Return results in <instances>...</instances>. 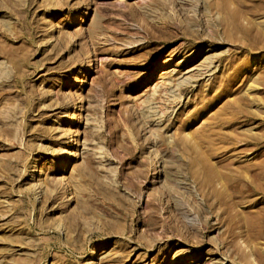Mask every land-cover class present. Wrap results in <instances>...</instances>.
Segmentation results:
<instances>
[{
    "label": "rangeland",
    "instance_id": "374dc122",
    "mask_svg": "<svg viewBox=\"0 0 264 264\" xmlns=\"http://www.w3.org/2000/svg\"><path fill=\"white\" fill-rule=\"evenodd\" d=\"M0 264H264V0H0Z\"/></svg>",
    "mask_w": 264,
    "mask_h": 264
},
{
    "label": "bare ground",
    "instance_id": "6f19581e",
    "mask_svg": "<svg viewBox=\"0 0 264 264\" xmlns=\"http://www.w3.org/2000/svg\"><path fill=\"white\" fill-rule=\"evenodd\" d=\"M75 147L76 146V143H75V139H72L69 143V147H67L65 150H64V153H67V151L70 149L71 150V147ZM73 158V157H72ZM158 166V165H157ZM155 174H158L159 173V170H158V167L155 169Z\"/></svg>",
    "mask_w": 264,
    "mask_h": 264
}]
</instances>
